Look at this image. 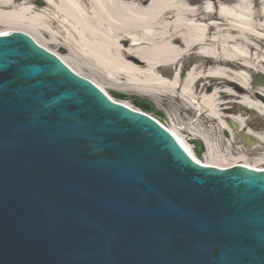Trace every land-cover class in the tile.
Segmentation results:
<instances>
[{
	"label": "water",
	"instance_id": "95a60500",
	"mask_svg": "<svg viewBox=\"0 0 264 264\" xmlns=\"http://www.w3.org/2000/svg\"><path fill=\"white\" fill-rule=\"evenodd\" d=\"M0 264H264V172L196 165L13 33L0 38Z\"/></svg>",
	"mask_w": 264,
	"mask_h": 264
},
{
	"label": "bare ground",
	"instance_id": "6f19581e",
	"mask_svg": "<svg viewBox=\"0 0 264 264\" xmlns=\"http://www.w3.org/2000/svg\"><path fill=\"white\" fill-rule=\"evenodd\" d=\"M12 32L117 104H162L169 117L153 119L197 164L264 169V154L222 161L212 139L214 124L232 135L228 122L264 149V86L250 81L264 78V0H0V36ZM195 140L205 146L200 157Z\"/></svg>",
	"mask_w": 264,
	"mask_h": 264
},
{
	"label": "rangeland",
	"instance_id": "374dc122",
	"mask_svg": "<svg viewBox=\"0 0 264 264\" xmlns=\"http://www.w3.org/2000/svg\"><path fill=\"white\" fill-rule=\"evenodd\" d=\"M52 50H54L56 52L57 48H52ZM73 52L75 53L76 50L74 49ZM60 53L63 54V52H60ZM73 57H74V55H73ZM70 61H72L71 63L74 66L75 65H78V66L81 65V62L79 60H76L75 58L70 59ZM75 67H77V66H75ZM250 81H252V78L250 79ZM149 102L152 103V105L154 106V108L157 112L162 113V117H160V118L169 117L168 116L169 112H167L166 108L164 106H162V104L155 103V102L153 103L152 101H149ZM237 111L241 112L244 115L245 119H248L247 120L248 123H250L254 118L258 119L257 123H261V119H259L258 116L247 114L245 112H242L239 109ZM226 123L230 128V124L228 122H226ZM214 127H215V130L213 132L212 139L219 142V144H220V147L218 149V153H215V154H218L221 160L224 158L227 160H231V158L238 157L239 155H246L248 157V159L250 161H252L256 157L260 156L261 154H264L263 146H261V144H259L258 142H256L254 144V146H252V147H245L244 141H243V133H240V132L237 133L233 128H230L232 131V135L230 133L225 134V130L223 129L221 124L220 125L214 124ZM200 144L202 145V148L204 151L205 150L204 144L201 142H200Z\"/></svg>",
	"mask_w": 264,
	"mask_h": 264
}]
</instances>
